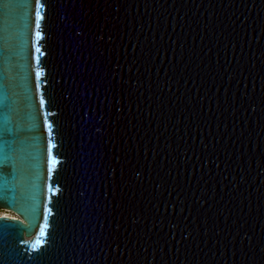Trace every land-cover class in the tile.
<instances>
[{
	"label": "water",
	"instance_id": "obj_1",
	"mask_svg": "<svg viewBox=\"0 0 264 264\" xmlns=\"http://www.w3.org/2000/svg\"><path fill=\"white\" fill-rule=\"evenodd\" d=\"M42 3L15 9L19 54L0 59L14 84L0 88L9 256L264 264V0Z\"/></svg>",
	"mask_w": 264,
	"mask_h": 264
},
{
	"label": "snow or ice",
	"instance_id": "obj_2",
	"mask_svg": "<svg viewBox=\"0 0 264 264\" xmlns=\"http://www.w3.org/2000/svg\"><path fill=\"white\" fill-rule=\"evenodd\" d=\"M33 3V0H9L7 4L4 5V11L2 14H0V59L11 61L12 58L16 57L18 53V45L16 40L15 32L13 31V17L15 16V9L18 7L24 8L26 12L31 11V5ZM41 6L42 8H46L48 5L46 3H42L41 0ZM45 16L42 15L41 22L44 21ZM37 29H41V23L40 26ZM40 33V39L36 41H41L44 36L42 35V32L37 30ZM23 35V33H22ZM22 51V50H21ZM35 53H39L40 56L44 55V52L41 51L40 47H37L35 44L34 48ZM36 62L39 63V57H36ZM11 65H9V68ZM42 76V75H41ZM41 78V77H40ZM26 81L28 80L27 74L23 77ZM14 87L13 84V78L8 74V72H0V88L4 89H12ZM41 88V87H40ZM39 88V91H40ZM25 93H27L26 98L31 100V85L27 84L25 87ZM40 99L43 100V108L46 103L49 105L51 104V98L45 99L44 96H40ZM39 99V101H40ZM9 111L14 110L12 105L7 106ZM47 119V118H46ZM48 121L49 128L48 132H51L52 135V126ZM30 130L35 131L37 135H34L31 137L32 144V152L30 153L31 160L33 161L32 166L34 168H39L40 161L43 160V156L40 155V149L43 147L39 143L40 136H39V129H40V123L36 119L35 116L31 118V123L29 125ZM45 129V128H44ZM10 130V129H5ZM2 143L7 144V141H3ZM56 148V145L52 141V156L55 159V165L59 163V160L56 158L60 155L59 152L53 153V149ZM54 171V168L52 169V173ZM10 173L0 169V196H2L3 189H5L8 185ZM52 176V175H51ZM54 183H58L56 181H53ZM32 191H33V199L39 198V187H40V176L39 173L34 175L32 177ZM51 188V185H49ZM56 193H53V196H55ZM47 207V206H46ZM48 214H50L51 210L47 207ZM10 223L7 220H0V264H17L16 261H14L10 256V248L12 246L13 240L12 235L8 231ZM18 239V237H17ZM20 243H24V241L20 240ZM19 251V249H17ZM43 252V248H40L39 251L36 250V247L33 248L32 254L28 257V264H41L40 262V255Z\"/></svg>",
	"mask_w": 264,
	"mask_h": 264
},
{
	"label": "bare ground",
	"instance_id": "obj_3",
	"mask_svg": "<svg viewBox=\"0 0 264 264\" xmlns=\"http://www.w3.org/2000/svg\"><path fill=\"white\" fill-rule=\"evenodd\" d=\"M0 215L16 216L15 213H13V212H11V211H9L7 209H4V210L0 211Z\"/></svg>",
	"mask_w": 264,
	"mask_h": 264
},
{
	"label": "rangeland",
	"instance_id": "obj_4",
	"mask_svg": "<svg viewBox=\"0 0 264 264\" xmlns=\"http://www.w3.org/2000/svg\"><path fill=\"white\" fill-rule=\"evenodd\" d=\"M4 210V208H1L0 211Z\"/></svg>",
	"mask_w": 264,
	"mask_h": 264
}]
</instances>
